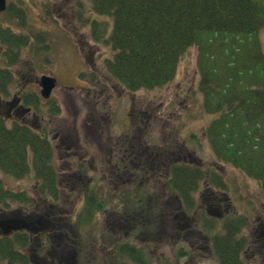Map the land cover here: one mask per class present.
Listing matches in <instances>:
<instances>
[{
    "label": "trees",
    "instance_id": "obj_1",
    "mask_svg": "<svg viewBox=\"0 0 264 264\" xmlns=\"http://www.w3.org/2000/svg\"><path fill=\"white\" fill-rule=\"evenodd\" d=\"M13 10L9 5L7 12ZM18 11V16L26 19L23 5ZM77 20L89 27L92 41L113 50V56L104 62V72L93 71L95 79L103 83L119 81L131 91L170 83L183 56L195 48L203 112L213 116L205 128L210 150L219 162L257 180L264 190V47L260 37L264 31V0H89L79 10ZM0 40L9 50L10 63H16L19 50L32 42L28 35L18 38L1 22ZM87 75L84 72L81 77ZM14 80L12 71L0 69V96L10 97ZM21 99L24 106L42 114L45 126L48 118L61 114L60 105L52 101L43 105L34 91H24ZM7 103L0 98V169L16 179L33 173L39 185L34 197L27 190L14 191L0 178V216L15 205L31 207L36 216L48 221L46 231L51 236L42 234L45 245L50 243L47 257L75 255L76 264H98L99 257H92V251L88 253L96 242L75 238L72 232L81 236V230L93 228L96 218L112 204L111 196L98 197L95 187L87 188L78 213L73 208L63 213L53 208L52 201L62 198L63 172L73 168L72 176L80 181L85 167L77 166L74 160L65 168L61 165L63 169L58 165L70 159L61 125L55 132L59 140L53 143L48 131L36 130L18 119L9 125L3 114ZM75 145L77 140L73 138L69 146L79 152L80 146ZM183 154V149L179 150V155ZM215 171L209 174L201 164L173 162L167 179L170 193L161 195L160 200L152 195L150 201L138 191L136 196H124L119 213H111L108 218L104 215L102 234L109 231L111 240L121 233L125 242L115 243L114 249L117 252L120 247V257L128 258L126 264H155L146 246L157 255V264H171L166 255L159 253V245L169 241L177 247V259L185 260L193 251V245L187 242L190 231L202 236L198 239L200 245L209 243L215 264H245L242 252L247 238L241 234L246 224L244 216L224 220L221 232L220 221L201 212L197 205L195 194L204 181L226 189L223 175ZM54 210L59 212L53 214ZM135 235L142 244L130 241ZM110 240L105 243H114ZM31 244L32 235L26 231L1 236L0 259L8 264H32L25 253Z\"/></svg>",
    "mask_w": 264,
    "mask_h": 264
},
{
    "label": "rangeland",
    "instance_id": "obj_2",
    "mask_svg": "<svg viewBox=\"0 0 264 264\" xmlns=\"http://www.w3.org/2000/svg\"><path fill=\"white\" fill-rule=\"evenodd\" d=\"M7 1L8 5H11L14 10L11 13L6 11L0 12V21L3 25L10 27L16 35H28L31 37L32 41L30 45H26L22 48L19 56L20 63L10 67L15 72L16 78H18V82L13 85L11 90L13 92H18L21 88V81H25V83H28V91L34 89L40 94V79L42 75L52 73V75L58 78L59 84L53 91L51 99H43L42 103L45 105L52 101L53 104L57 103L61 105L62 114L58 120L49 118L46 126L49 129L50 137L53 138V134L57 131L55 125H61L67 132L69 125L66 123L69 122L71 125V122H74L75 119V121L77 120V126H80L79 137L81 139L84 118L89 114L99 117L101 113L98 111H96V113L93 112V108L100 94L99 91L95 90V87L90 85V83L80 80L78 77L79 72L86 71L90 74V72L96 71V67L103 69L105 60L113 56L112 48L92 41L89 27L81 25L77 20L79 10H83V4H88L89 0ZM22 5L26 12V19H21L20 16H18V10ZM260 37L264 47V31L260 33ZM1 46L0 61L3 59V54L7 48L5 45ZM30 67L33 69L31 70ZM26 69L32 73H23ZM198 82L197 50L195 48H190L179 64L176 77L169 84L156 89H141L133 94L120 88L118 93L112 95V98L107 103L108 115H105V117L108 116L106 117L108 118V122L109 120L111 121L109 125L110 134L116 136V132L122 131L126 125L125 119H134L135 116L140 115L142 112H146L147 120L153 127L145 133L151 138L153 145H161L163 138L171 133V131H181L180 135L177 134L176 138L179 143L185 139L181 136V133L184 137H186L185 135L195 133V138H197L198 141L194 137L187 138L188 147L184 145V149H187L186 154L188 151L192 153L190 162L195 164L203 162L205 166L207 165V167L209 166L215 169L218 164H216L213 159L212 152L204 135L205 128L213 116L203 112V100L202 94L198 89ZM86 86L94 88L86 93ZM120 94L123 96L119 97ZM80 110L81 112L79 113ZM74 112L78 117L75 115L72 116ZM24 117L26 120L28 119L31 121L32 124H42L39 118L33 116H29L28 118L26 114H24ZM98 117L95 118L98 119L100 124L106 120L104 116L101 118ZM114 130L116 132H114ZM103 134L105 135V133ZM149 137H146L145 141H149ZM169 138H171L170 135L167 139ZM179 138L182 141H179ZM84 140L85 139H82L80 141L81 145H83L82 143H84ZM92 140L96 141V138L93 137ZM179 146L180 145L177 144V147ZM89 148L91 149L87 156V163L85 165L86 171L82 173L80 177L81 180L76 181L71 174L74 169L70 170V174L64 178V184L61 186V189L64 187V190L61 202L57 207L63 208L64 210H71L73 208L76 213H78L81 210L85 197V188H88L89 185L95 186L98 197L111 196L109 197L111 198V205L113 208H117V210L119 207H123L124 197H122L121 194L123 189L133 187V190H135L145 183L148 184L147 191L144 195L146 200L149 199L150 194H156L159 200L163 198L161 196L163 195V182L167 179L164 169L159 174H156L153 173V171H146L142 168L140 175L135 173L132 176V181H130L131 183L129 182L130 185L122 187L120 184L116 185L114 177H111L112 168H104L107 158L103 160L101 153L107 155V150L103 149V140H99V144L92 142ZM174 148L176 147L174 146ZM71 154L72 153H68L67 155L70 156ZM67 164H69L68 160L58 163L60 168H62L61 165L65 168L68 166ZM213 164H215L216 167L213 166ZM78 166L80 167L79 164ZM222 168L224 177L229 184V189L226 191L227 194H223L225 198L227 197L229 206H223L222 209L225 211L226 208H228L227 210H230V217L233 218L236 213L243 211V204H246L247 201L252 202L254 207L249 206V204H247V207L248 210L251 208L253 210L248 213L247 210L244 212L249 215V219L248 226L243 231L244 234H251L256 228L255 222L258 219H262L258 216H260V213L264 214V191L257 180L248 177L235 167H225L222 165ZM0 178H2L14 191L27 190L29 194L32 195L39 185V180L36 179L33 173L24 179H16L0 169ZM91 178L94 179L92 183L88 182V179ZM142 180L144 181L143 183ZM207 186L209 185L206 182L204 186L200 187V190L204 187L208 188ZM205 188L202 189L203 195L199 197L201 199L199 208L202 210L201 212L207 214L208 208L212 207V198L211 195L208 196L205 194ZM217 191L219 192L220 190ZM20 211L21 214L28 213L24 210L23 206L15 205L14 209L10 212H6V214L9 215L11 212L20 213ZM65 218L66 217L63 219ZM102 218L103 215L100 214L98 219L96 218L98 222L92 225L93 228H88L86 231L81 230V233L84 232L83 235L77 236L75 232L72 233L75 238L79 237L82 240H87L91 237V240L96 241V245L90 248L88 253L92 251V257H99V259H97L98 264H125V260H121L119 255H115L114 244L110 242L105 243L107 239L110 240L111 233L105 230L102 234L103 227L105 226V223L102 221L99 222ZM262 221L264 222L263 219ZM57 234L60 235L58 231ZM91 234L93 236H91ZM188 237L190 240L196 242L195 240L200 236L190 231L188 232ZM112 240L113 238L110 241ZM138 243L142 244V241L138 240ZM198 244L199 242L194 245ZM34 245L38 246L37 243ZM146 247L149 258L151 260L154 259L155 264H157V255L152 253L151 251L153 250L148 246ZM159 249V253L166 255L171 264L215 263L211 255L207 257L201 256V253H204L205 249L203 252L202 248L199 246L198 248L193 247L191 256H188L185 260L177 259L175 254L176 247L173 242L169 241L168 244H160ZM255 253L256 252L253 250L247 251L249 264H257L254 258H252ZM36 257L38 256L36 255ZM44 258L46 259V257L35 259L34 264H64V261L60 259L58 255L52 257L53 259L55 258L53 261L50 257L47 260ZM70 260H72V264H76V258L72 257ZM1 262L2 261H0V264H6V262Z\"/></svg>",
    "mask_w": 264,
    "mask_h": 264
},
{
    "label": "flooded vegetation",
    "instance_id": "obj_3",
    "mask_svg": "<svg viewBox=\"0 0 264 264\" xmlns=\"http://www.w3.org/2000/svg\"><path fill=\"white\" fill-rule=\"evenodd\" d=\"M0 49H2V46ZM19 54H21V52H19ZM1 61H3V59ZM1 61H0V69L8 68L10 71L15 73L8 65H6L4 63V61L7 62L8 60H4L3 62H1ZM19 63H20V58H18V61L16 63H14L13 65H17ZM25 71H27V70H25ZM107 89L108 88H106V87L104 88V90L102 88V92H103L104 96H108ZM5 108L6 109H4L3 113L6 116V118L8 120H11L12 122L17 117H21V118H24L26 120V118L24 117V114H28L27 117L29 118V116H30L29 114L33 113V115H35L36 118H40V115L36 111H33V110L31 111L30 109H29V112L25 111V107L22 105L20 92L12 95L10 101H8ZM96 111L97 110L94 107L93 112L96 113ZM143 116H145L147 119L146 112L144 113ZM134 118H135L134 120L137 122V124H139L140 116L138 115V116H135ZM26 122L28 124H32V122L29 121L28 119L26 120ZM32 125L35 128L40 129V130H46L47 129V127L44 126V124H41V125L40 124H32ZM150 128H152V124H150V122H148V120H147L144 132H146ZM139 131H142V130L139 129ZM169 135L172 137V133H169L168 135H166L163 138V141L166 144V148H168L167 150H162V149L156 150V148L154 149L151 147V145L144 144L141 140L137 143H133L132 142L133 137L130 136L129 134H122L121 136L115 137V139L112 141V149H111L110 154H111V158L114 159V161H115V163H114V174H115L116 183L120 184L122 187L130 185V183H131L130 181H132L131 180L132 176L135 173L140 175V171L142 168H144V170H146V171H150V172L153 171V173H156V174H159L164 169V172L167 175V179L169 180V169H170V165L173 162H175V161L176 162L177 161L178 162H180V161L181 162L182 161L190 162V160L188 159L187 156L179 155V150H182V149L180 147L174 148V146H173L174 143L171 140V138L167 139V137ZM153 152H157V154H153ZM130 153H133L134 156L133 157L130 156ZM146 154L148 156H144ZM153 155H155V156H153ZM211 170L212 169L209 168L207 172H209V174H210ZM167 179H166V181L163 182V195H168L169 191H171V188L168 185ZM143 182L144 181L142 180V183ZM141 186H147L148 187V184L145 183ZM207 187L208 188H205V191H206L205 194H207L208 196L211 195V198H212V204H211L212 207L208 208L207 212L210 215H212L211 217L221 218V219L223 218L222 221H224L226 219L227 215L230 214V210H227L228 208H226L225 211L222 209L223 206L224 207L229 206V203L227 201V197L225 198V195H223L226 192H224L220 188L213 189L212 187H209V186H207ZM204 188H202V189H204ZM168 189H169V191H168ZM202 189L201 190H200V188L198 189L197 193L195 194L196 197H199V196L201 197V195H203ZM217 190H220V191L218 192ZM150 196H152V195H150ZM251 205L254 206V204H251ZM55 209L61 210V208H59V207L55 208ZM65 211H66V209H65ZM56 212H59V211L54 210L53 214H55ZM244 212H245V210H244ZM243 216H244L245 222H246V224L243 228V231H244V229L248 226L249 215L244 214ZM258 217L262 218L264 220V214L260 213V216H258ZM262 219H258L255 222L256 228H255V230L252 231L251 234H248V235L244 234L247 238V242H246L245 247H244L243 252H242L245 264H249V260L247 257V251H249V250H253L256 252L254 257H252V258H254V260L257 262V264H264V222L262 221ZM36 221H37V223H39L36 230L37 231H40V230L46 231L44 229H46V227H47L46 225H47L48 221L44 220L40 216L37 217ZM1 230H2V228L0 227V234H2ZM197 232H196V234H197ZM199 236L200 237H198L195 240L196 242H194V241L191 242L190 239H187L188 244H192L194 248L195 247L198 248V246L199 247L201 246L203 252L205 249V252L201 253V256L207 257V256L211 255L216 262L215 255H214L213 251L211 250L209 243L208 244L204 243V244L200 245V241L198 239L202 238V236L201 235H199ZM120 240H122V238ZM138 240L142 241V239H140V238H138ZM138 240H137V242H138ZM130 241L131 242L136 241L135 236L130 237ZM197 242H199V244L194 245ZM208 242H209V240H208ZM43 245H45V244H43ZM146 249H147V247H146ZM119 250H120V247H118V255H119ZM68 260H70V258H65V264H71L72 261L69 262ZM129 264H132V263L129 262ZM200 264H201V262H200Z\"/></svg>",
    "mask_w": 264,
    "mask_h": 264
},
{
    "label": "water",
    "instance_id": "obj_4",
    "mask_svg": "<svg viewBox=\"0 0 264 264\" xmlns=\"http://www.w3.org/2000/svg\"><path fill=\"white\" fill-rule=\"evenodd\" d=\"M6 0H0V11H4L6 9ZM56 79L51 76H43L41 85L43 87L42 94L44 97H49L56 86ZM0 226L2 228V231L5 234H8L9 232L13 230H18L22 228H28L30 229L29 224L27 223L26 219L24 218H7L0 222Z\"/></svg>",
    "mask_w": 264,
    "mask_h": 264
},
{
    "label": "bare ground",
    "instance_id": "obj_5",
    "mask_svg": "<svg viewBox=\"0 0 264 264\" xmlns=\"http://www.w3.org/2000/svg\"><path fill=\"white\" fill-rule=\"evenodd\" d=\"M248 204H249V202H248Z\"/></svg>",
    "mask_w": 264,
    "mask_h": 264
}]
</instances>
